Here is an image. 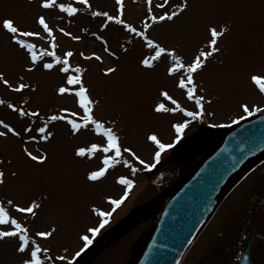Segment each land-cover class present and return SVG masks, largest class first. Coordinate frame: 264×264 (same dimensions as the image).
<instances>
[{
	"label": "rangeland",
	"instance_id": "rangeland-1",
	"mask_svg": "<svg viewBox=\"0 0 264 264\" xmlns=\"http://www.w3.org/2000/svg\"><path fill=\"white\" fill-rule=\"evenodd\" d=\"M173 12L172 20L158 19ZM5 20L35 34L19 37L33 45L35 62L3 28ZM212 29L221 33L215 45ZM156 46L165 53L156 57ZM213 47L189 82L191 64ZM262 86L264 0H0V206L9 220L0 231L25 235L26 247L41 249V264H74L116 221L170 196L206 154L214 130L249 116L245 107L262 111ZM81 87L83 96L77 95ZM73 124L82 126L74 130ZM179 124L187 125L180 134ZM104 129L118 137L119 157L102 151ZM157 141L173 145L159 161ZM80 149L84 156L76 155ZM105 157H112L105 175L89 180L105 167ZM263 195L264 154L239 177L181 264H238L252 232L263 234L251 245L252 264H264V206L255 212ZM34 205V215L16 210ZM153 220L125 227L88 264H132ZM22 243L0 240V264H24L30 253L17 251Z\"/></svg>",
	"mask_w": 264,
	"mask_h": 264
},
{
	"label": "water",
	"instance_id": "water-1",
	"mask_svg": "<svg viewBox=\"0 0 264 264\" xmlns=\"http://www.w3.org/2000/svg\"><path fill=\"white\" fill-rule=\"evenodd\" d=\"M264 154V110L212 132L207 152L156 207L132 212L103 234L74 264H88L126 226L154 222L132 264H180L224 197L250 165ZM239 264H251L250 245Z\"/></svg>",
	"mask_w": 264,
	"mask_h": 264
},
{
	"label": "snow or ice",
	"instance_id": "snow-or-ice-1",
	"mask_svg": "<svg viewBox=\"0 0 264 264\" xmlns=\"http://www.w3.org/2000/svg\"><path fill=\"white\" fill-rule=\"evenodd\" d=\"M120 2V0H118V3ZM165 2H167V0H165ZM149 3H151V0H149ZM185 3H186V0H185ZM43 7L47 8L49 7V3H44L42 5ZM160 5H158L159 7ZM67 11L69 12H75L76 9H67ZM95 15V13H94ZM178 15L177 12H173L171 14H168V13H165L164 15H161L159 16V20L160 21H163V20H172L174 16ZM109 20L112 19V17H108ZM41 25L44 26V29L45 31H48V27L47 25L45 24V21L43 20V18H41L39 21H38ZM3 28L6 29L9 33L13 34V39L15 41V43H17L21 48H24V49H27L29 52H31V59L33 62H35L37 60V56L35 54V52L32 51L33 49V45L31 44H27L25 43L24 40L22 39H19V37H31L33 35H35L34 33L32 32H19L18 29L16 27L13 26V22L11 20H5L3 21ZM50 34V32H49ZM218 35H221V33H218L215 29H212L211 30V36H212V40H211V45H215L216 44V37ZM149 45L151 46L152 45V42L151 41H148ZM158 47V51L156 52V57H159L162 53H165V49L163 47H159V46H156ZM213 51H217V49H215L213 47V50L208 52L207 54L205 53H201V55L199 57H197L195 59V61L191 64V66L189 67L188 69V73H189V82L190 81V74L191 72L197 70L198 68H201L203 65H202V61H201V57H203L204 59L207 58V56H211L212 55V52ZM48 55H52L51 53H47ZM67 55L71 56L72 53H67ZM144 65L146 67H151V65L148 63V61H144L143 62ZM45 68L47 69H51L53 67V65L51 63H47L44 65ZM64 71H67V69H63ZM111 71H114L113 69H109V72ZM170 71H174V69H170ZM254 80H257L258 81V78L256 77H253ZM78 81H74V80H69V83H77ZM181 87H184V83L183 81H181ZM24 85H21L20 88H23ZM264 87V86H262ZM19 90V89H17ZM67 91V89L65 88H60L59 89V92L60 93H65ZM84 92H85V89L83 87L80 88V91L79 93H77V95H80V96H83L84 95ZM192 96V92L190 91L189 92V98H191ZM200 99L202 98H198L197 99V104L200 103ZM81 106L84 108V111L85 113H89L90 112V109L88 108V106L86 104L83 103V101L81 102ZM162 110V106L161 107H158L156 109V111H161ZM164 111H168V109H163ZM244 111L247 112L249 115H251V112L249 111V109L247 107L244 108ZM22 115H26L27 113H21ZM31 115H37L36 113H31ZM187 116L189 117H192L195 119L196 117V113H193V112H188L187 113ZM52 120H56V119H59V117H56V116H53L51 117ZM86 120L90 121L92 124H95L96 125V128L97 129H100L102 128V125L100 124H97L94 120H91V117L86 115L85 117ZM82 125H79V124H73L72 127L74 130H78ZM84 127L87 126V124L83 125ZM187 125L186 124H179V125H176L175 126V131L176 133L180 134L183 132L184 128L186 127ZM5 127L7 128V125H5ZM27 131V129H26ZM39 131L41 133H44L45 132V129L44 128H40ZM106 137H107V145L105 147H103L102 151L104 153H108L110 151L114 152L115 153V156L116 157H119L120 154H121V148H120V145H119V142H118V137H116V135L110 130V129H104V133H103ZM4 133L3 132H0V136H3ZM48 135L50 136L51 133H48ZM179 138V137H178ZM151 139L155 140L156 138L155 137H152ZM157 144H158V147H159V151H157L155 153V159L157 161L160 160V157H161V153L166 149V148H172L173 145L172 144H167L165 145L164 143H159L157 141ZM97 148L96 145H92V148L91 150L92 151H95ZM125 152H128L130 151L129 149H124ZM29 157L32 159V160H37V157L36 156H32L31 153L28 154ZM77 156H84L85 155V151L84 149H80L77 151L76 153ZM46 159V157L44 158ZM44 159H41L39 160L40 163H43L44 162ZM112 159V157H105L102 161V163L104 164V168L100 169L99 171H95V172H92L89 174V177L88 179L91 180V181H96L98 180L99 178L103 177L106 173V170L108 167H110V160ZM141 163L143 164V161H141ZM155 165H153L154 167ZM133 171H135V169H133ZM3 172H0V183H3ZM121 184H127L130 186V181H127V180H121L120 181ZM9 204H11L12 202L9 201L8 202ZM113 204H116V205H119L121 203V201L119 200H115V201H112ZM34 207H38V205H34V206H29L27 208H17L16 210L21 212V213H29V214H35L34 213ZM7 217V212L5 211V208L0 206V225H6L9 223V220L6 219ZM10 223L12 225H14L17 229L20 228V225L17 223L16 220L12 219L10 221ZM104 223H107V221H104ZM103 225H101L102 227ZM21 231H24L23 229H21ZM90 231H95V230H90ZM37 235L41 236V237H47L48 235H50V233H38ZM7 237H18V239L20 241H22L23 243L21 244L20 247H18L17 251L20 252V253H25L26 251L30 253L29 255V259H26L24 261V264H41V261H40V258L38 256V254L41 252V249L39 247H36V248H30V247H26V245L29 244V241L27 240L26 236L25 235H19L17 231H0V240H3ZM83 240L86 241L87 244H90L91 241L89 240V238L87 236L83 237Z\"/></svg>",
	"mask_w": 264,
	"mask_h": 264
},
{
	"label": "flooded vegetation",
	"instance_id": "flooded-vegetation-1",
	"mask_svg": "<svg viewBox=\"0 0 264 264\" xmlns=\"http://www.w3.org/2000/svg\"><path fill=\"white\" fill-rule=\"evenodd\" d=\"M264 206V195L256 201V207H255V212H259L260 208ZM254 223L257 224L256 222V218H254ZM262 233L261 232H252L251 233V239H252V243L253 241L256 239V237H262Z\"/></svg>",
	"mask_w": 264,
	"mask_h": 264
}]
</instances>
